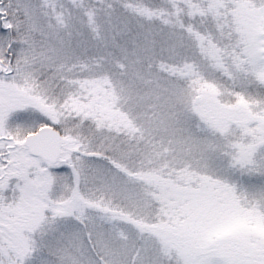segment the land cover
Returning a JSON list of instances; mask_svg holds the SVG:
<instances>
[{"label":"snow or ice","instance_id":"6c2138e0","mask_svg":"<svg viewBox=\"0 0 264 264\" xmlns=\"http://www.w3.org/2000/svg\"><path fill=\"white\" fill-rule=\"evenodd\" d=\"M0 264H264V0H0Z\"/></svg>","mask_w":264,"mask_h":264}]
</instances>
